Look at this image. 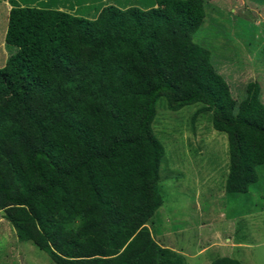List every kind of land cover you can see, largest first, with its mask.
<instances>
[{
  "label": "trees",
  "instance_id": "obj_1",
  "mask_svg": "<svg viewBox=\"0 0 264 264\" xmlns=\"http://www.w3.org/2000/svg\"><path fill=\"white\" fill-rule=\"evenodd\" d=\"M212 0L103 7L96 18L11 1L0 68V211L54 264H188L149 224L164 204L157 105L202 104L228 137V196L264 166L262 87L238 101L194 41ZM211 264H243L218 258Z\"/></svg>",
  "mask_w": 264,
  "mask_h": 264
},
{
  "label": "rangeland",
  "instance_id": "obj_2",
  "mask_svg": "<svg viewBox=\"0 0 264 264\" xmlns=\"http://www.w3.org/2000/svg\"><path fill=\"white\" fill-rule=\"evenodd\" d=\"M242 1L263 11L233 12ZM22 2L37 8L63 5L70 13L69 7L85 0ZM214 2L207 6V19L194 41L211 51L214 66L238 101L250 82H258L264 103V0H219L218 8ZM84 12L80 9L78 16L86 17ZM8 16L0 4V68L16 52L5 41ZM202 106L196 103L172 112L164 99L158 102L153 131L165 149L160 181L164 204L149 229L160 245L182 254L188 264H211L223 257L264 264V166L258 168V183L246 194L226 195L228 137L213 128L211 115L194 118ZM204 248L210 250L199 255ZM0 264L54 263L31 242L20 241L0 211Z\"/></svg>",
  "mask_w": 264,
  "mask_h": 264
},
{
  "label": "crops",
  "instance_id": "obj_3",
  "mask_svg": "<svg viewBox=\"0 0 264 264\" xmlns=\"http://www.w3.org/2000/svg\"><path fill=\"white\" fill-rule=\"evenodd\" d=\"M0 1H3L2 3H0L1 6H2V9L6 13H8V11L11 10V7H12L11 6V1H13V0H0ZM14 1H16V0H14ZM92 1H97L100 4L96 5L97 2H92ZM212 1H215L214 2V6L216 8H218V5L216 4V2H218L219 0H212ZM16 2L18 3V5H20L22 7L26 6V4L24 2H22V0L21 1H16ZM209 4H211V3H209ZM108 5H113V6H116L118 8H121V9L139 7L141 9L147 10V9H151V8L155 7V2H154V0H85V3H82V4L81 3H77V4H75L73 6V8L69 7L68 9L70 10V14H74L75 13V15H78L80 9L84 8L85 12L83 14L88 19H94V18L97 17V15L99 14L100 10L103 7L108 6ZM54 9L63 11L66 8L63 5H60V6H56V8H54ZM240 9L243 12H244V9H248V10H251L253 12H256V11L261 12V11H263V10H260V9L256 8V6L254 4L249 6V4L247 2L244 3L243 1L237 8L233 9V12L238 14ZM219 236H220V233L216 232L215 241H219L220 240ZM218 245H211V247H216ZM209 250H210V248H206V249L204 248V249L199 251V255H203V254L207 253Z\"/></svg>",
  "mask_w": 264,
  "mask_h": 264
}]
</instances>
